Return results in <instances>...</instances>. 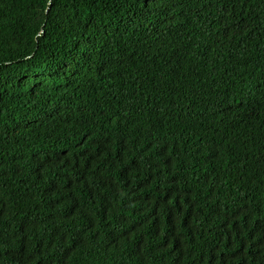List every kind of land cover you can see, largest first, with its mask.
<instances>
[{
	"label": "trees",
	"instance_id": "1",
	"mask_svg": "<svg viewBox=\"0 0 264 264\" xmlns=\"http://www.w3.org/2000/svg\"><path fill=\"white\" fill-rule=\"evenodd\" d=\"M0 264H264V0H0Z\"/></svg>",
	"mask_w": 264,
	"mask_h": 264
}]
</instances>
